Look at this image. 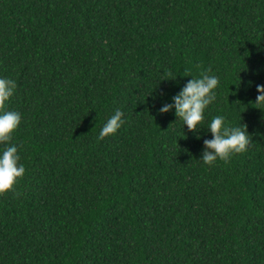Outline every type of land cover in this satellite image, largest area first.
Wrapping results in <instances>:
<instances>
[{
	"label": "trees",
	"instance_id": "obj_1",
	"mask_svg": "<svg viewBox=\"0 0 264 264\" xmlns=\"http://www.w3.org/2000/svg\"><path fill=\"white\" fill-rule=\"evenodd\" d=\"M205 73L198 138L159 109ZM0 75L26 169L0 194V264H264V0H0ZM215 115L251 143L209 166Z\"/></svg>",
	"mask_w": 264,
	"mask_h": 264
},
{
	"label": "clouds",
	"instance_id": "obj_2",
	"mask_svg": "<svg viewBox=\"0 0 264 264\" xmlns=\"http://www.w3.org/2000/svg\"><path fill=\"white\" fill-rule=\"evenodd\" d=\"M220 83L217 75L205 73L200 77H192L172 97L171 103H165L159 109L161 113L174 108L175 116L180 118L183 126L200 136L202 122L205 121V111L217 99L216 89ZM258 95L252 103L257 108H264V85H256ZM17 88L15 79L0 75V194L14 189L16 183L25 174V165L21 163L18 145L13 136L19 127L22 114L7 107L8 102ZM207 130L211 138L204 139L201 160L205 165H213L218 160L227 162L233 155L244 153L251 143L247 125H231L224 115H215L207 122ZM125 124L124 112L116 108L107 118L99 131L103 139L115 135Z\"/></svg>",
	"mask_w": 264,
	"mask_h": 264
}]
</instances>
